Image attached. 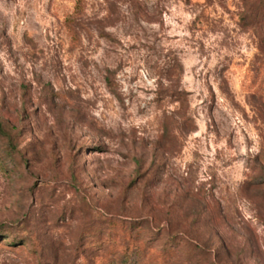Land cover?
<instances>
[{
	"label": "rangeland",
	"instance_id": "1",
	"mask_svg": "<svg viewBox=\"0 0 264 264\" xmlns=\"http://www.w3.org/2000/svg\"><path fill=\"white\" fill-rule=\"evenodd\" d=\"M0 264H264V0H0Z\"/></svg>",
	"mask_w": 264,
	"mask_h": 264
},
{
	"label": "trees",
	"instance_id": "2",
	"mask_svg": "<svg viewBox=\"0 0 264 264\" xmlns=\"http://www.w3.org/2000/svg\"><path fill=\"white\" fill-rule=\"evenodd\" d=\"M255 202V201H254ZM255 204V203H254ZM196 248L198 249V247L196 246Z\"/></svg>",
	"mask_w": 264,
	"mask_h": 264
}]
</instances>
